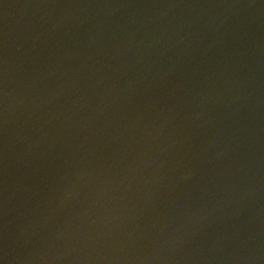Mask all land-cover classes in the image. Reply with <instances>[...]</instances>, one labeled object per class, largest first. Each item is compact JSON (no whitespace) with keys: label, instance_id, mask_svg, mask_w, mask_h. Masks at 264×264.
I'll list each match as a JSON object with an SVG mask.
<instances>
[{"label":"water","instance_id":"obj_1","mask_svg":"<svg viewBox=\"0 0 264 264\" xmlns=\"http://www.w3.org/2000/svg\"><path fill=\"white\" fill-rule=\"evenodd\" d=\"M0 64L60 264H264V0H0Z\"/></svg>","mask_w":264,"mask_h":264}]
</instances>
